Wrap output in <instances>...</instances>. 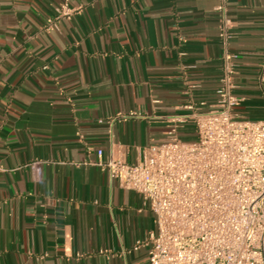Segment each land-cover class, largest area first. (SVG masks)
<instances>
[{"label": "crops", "instance_id": "0c3cea01", "mask_svg": "<svg viewBox=\"0 0 264 264\" xmlns=\"http://www.w3.org/2000/svg\"><path fill=\"white\" fill-rule=\"evenodd\" d=\"M228 63L235 114L263 120L264 0H0V264H149L155 216L108 163L175 117L193 139Z\"/></svg>", "mask_w": 264, "mask_h": 264}, {"label": "built area", "instance_id": "2783aa9c", "mask_svg": "<svg viewBox=\"0 0 264 264\" xmlns=\"http://www.w3.org/2000/svg\"><path fill=\"white\" fill-rule=\"evenodd\" d=\"M81 9L62 2L57 18ZM229 29L223 17V41ZM229 63L215 108L191 119L193 139L179 136L175 117L169 137L139 162L108 163L111 176L140 193L155 216L156 230L136 243L147 248L149 264H264V119L235 114L240 98Z\"/></svg>", "mask_w": 264, "mask_h": 264}]
</instances>
